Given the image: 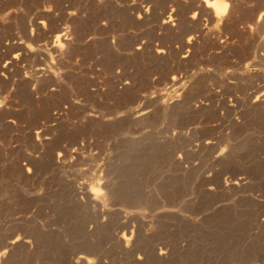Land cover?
<instances>
[{"label": "rangeland", "instance_id": "1", "mask_svg": "<svg viewBox=\"0 0 264 264\" xmlns=\"http://www.w3.org/2000/svg\"><path fill=\"white\" fill-rule=\"evenodd\" d=\"M208 1L0 0V264H264V0Z\"/></svg>", "mask_w": 264, "mask_h": 264}, {"label": "bare ground", "instance_id": "2", "mask_svg": "<svg viewBox=\"0 0 264 264\" xmlns=\"http://www.w3.org/2000/svg\"><path fill=\"white\" fill-rule=\"evenodd\" d=\"M206 2H207V5H209V1L208 0H206ZM212 6H213V8H214V11H215V14H216V16L217 17H221V16H224V15H226V13H227V11H228V8H229V5H228V3H227V1L226 0H215V1H213L212 2ZM218 19V18H217ZM259 21H264V13L259 17V19H258ZM261 23V22H260ZM57 48H59V47H57ZM61 51V50H60ZM40 71V70H39ZM42 71V70H41ZM264 98V97H263ZM141 117V116H140ZM141 119V118H140ZM237 180H239V179H237ZM232 185H240V181H236L234 184H232ZM104 196V195H103ZM100 197H101V195H100ZM105 197V196H104ZM107 198H108V196H107ZM89 201H91V200H89ZM89 204V203H88ZM95 204V203H94ZM92 206V205H91ZM261 222H263L264 223V216H263V218H261ZM128 237V236H127ZM130 240V239H129ZM16 241V240H15ZM14 241V242H15ZM14 242H13V244H14ZM17 242V241H16ZM12 243V242H11ZM11 246V245H10ZM15 246V245H14ZM13 246V247H14ZM8 248L10 249L11 247H9V245H8ZM7 253V250L6 251H4V253L0 256V260H2V258L4 257V254H6ZM163 254H165V252H162V253H160V255H162L163 256ZM79 259H86L87 260V258H85L83 255L82 256H80L79 258H78V260ZM88 261H90L89 260V258H88ZM87 261V262H88Z\"/></svg>", "mask_w": 264, "mask_h": 264}]
</instances>
